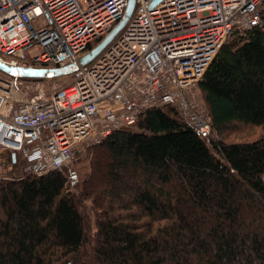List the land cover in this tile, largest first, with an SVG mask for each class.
Instances as JSON below:
<instances>
[{"label": "trees", "instance_id": "trees-1", "mask_svg": "<svg viewBox=\"0 0 264 264\" xmlns=\"http://www.w3.org/2000/svg\"><path fill=\"white\" fill-rule=\"evenodd\" d=\"M262 18L235 31L198 83L209 136L172 105L150 108L92 150L105 198L70 164L2 181L0 264H264V134L219 137L234 123L264 126V8Z\"/></svg>", "mask_w": 264, "mask_h": 264}, {"label": "built area", "instance_id": "built-area-1", "mask_svg": "<svg viewBox=\"0 0 264 264\" xmlns=\"http://www.w3.org/2000/svg\"><path fill=\"white\" fill-rule=\"evenodd\" d=\"M129 1L0 0V61L78 64L64 75L67 86L17 100L10 99L15 81L44 78L0 70V149L20 155L29 173L63 168L79 145L134 128L150 108L172 105L179 119L209 136L211 118L193 88L235 31L263 25L264 0H135L121 30L81 64L123 19Z\"/></svg>", "mask_w": 264, "mask_h": 264}, {"label": "rangeland", "instance_id": "rangeland-1", "mask_svg": "<svg viewBox=\"0 0 264 264\" xmlns=\"http://www.w3.org/2000/svg\"><path fill=\"white\" fill-rule=\"evenodd\" d=\"M2 75V73H0ZM70 83V77H57L56 79H40V80H17L15 81V90L11 95L10 99H26L38 96L40 94L48 95L52 92L60 89L64 86H67ZM193 92L195 93V97H197L198 102L201 104L203 109L208 110L206 104L204 102V98L201 92V89L198 87L193 88ZM264 134V126L263 125H251V124H243V123H234L226 128V130L219 135V137L223 138L226 141H247L256 139ZM217 136V134H216ZM95 142H91L88 144L79 145L75 152L73 158L66 163V165L70 164L73 166V170L75 171V179L78 183H82L84 179L89 181H96L99 187L96 188V193L101 192L103 198L105 195L103 194V176L98 174V171H93V175L90 176L91 172V157L94 155V150L96 151H104V147L97 148ZM101 145V144H99ZM93 150V152H92ZM105 163L104 158L102 159ZM25 162L20 157V155L15 156V162L11 161L10 152L7 150L0 149V175L2 177H8L12 179H19L21 176L28 174L29 172L23 166ZM104 174V173H103ZM7 180V179H4ZM101 182V183H100ZM72 190L76 193L78 189H75V186H71ZM97 195H95L96 197ZM97 200L92 196L86 197L85 200L82 201L80 209L85 216L88 233L91 234L95 231V214L98 210ZM105 205V204H104Z\"/></svg>", "mask_w": 264, "mask_h": 264}, {"label": "water", "instance_id": "water-1", "mask_svg": "<svg viewBox=\"0 0 264 264\" xmlns=\"http://www.w3.org/2000/svg\"><path fill=\"white\" fill-rule=\"evenodd\" d=\"M134 5H135V0H130L123 19L97 46H95L90 52H88L87 54H85L80 58L81 64H87L88 62L92 61L107 46V44L115 37V35L121 30V28L129 20L132 11L134 9ZM77 68H78V64L76 62L56 68H43V67L39 68V67L14 66V65H9L3 61H0L1 71L5 72L8 75L21 77V78H45L50 75L59 77L70 74Z\"/></svg>", "mask_w": 264, "mask_h": 264}]
</instances>
